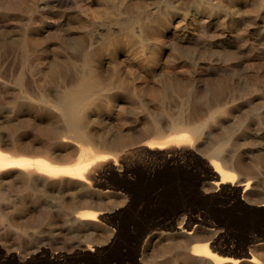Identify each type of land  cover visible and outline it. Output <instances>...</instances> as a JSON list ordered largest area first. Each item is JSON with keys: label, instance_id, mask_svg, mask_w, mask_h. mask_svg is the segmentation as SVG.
I'll return each instance as SVG.
<instances>
[{"label": "rangeland", "instance_id": "374dc122", "mask_svg": "<svg viewBox=\"0 0 264 264\" xmlns=\"http://www.w3.org/2000/svg\"><path fill=\"white\" fill-rule=\"evenodd\" d=\"M0 61L6 142L54 144L39 97L87 80L103 90L92 146L110 156L85 186L4 172L0 264H264V0H0ZM179 114L207 119L194 145H142L147 123ZM120 134L126 146L103 149ZM216 163L233 185L213 183Z\"/></svg>", "mask_w": 264, "mask_h": 264}, {"label": "bare ground", "instance_id": "6f19581e", "mask_svg": "<svg viewBox=\"0 0 264 264\" xmlns=\"http://www.w3.org/2000/svg\"><path fill=\"white\" fill-rule=\"evenodd\" d=\"M149 27H151V25H149ZM94 53L97 54V52ZM100 80L101 79H99V81ZM99 83H101V81ZM106 86L109 85L106 84ZM102 91L99 87H97V85H95L94 81L82 80L80 81V84L74 89L65 90L57 95H53V94L51 95L49 93H45V95H41L39 99L41 100L47 99L48 101H50L51 108H53V110L56 111L55 113L56 124L52 127H50V125L48 126L49 129L51 128L50 133L52 135L51 137L54 139V144L49 142L47 143L45 140L36 139L34 137L33 138L28 137L29 138L28 142L25 143H21L20 139L18 140L12 139L6 142L5 136L0 135V153L3 154V162L0 163V178H2L3 174H5L4 172L8 173L12 171L16 173L14 175H19L29 180L38 179L43 182H47L55 179H60L61 181L64 182L69 183V181H73L79 184L80 186H85V184L90 181L88 179V174L92 166L108 161L110 158L109 154L99 151L92 146V144L97 139L96 136L92 133L91 127L92 124L95 123L96 121L93 117L94 112L98 111L100 108L98 101L101 100L103 96ZM30 93L32 94V92ZM158 94L159 93L156 91L152 92L153 98L157 99L158 97H160ZM163 94L161 95L162 97L161 99L164 101V99L166 98V94L164 95ZM35 96L37 95L35 94ZM114 96H115L114 98H118L121 96L124 97L125 99H129L131 97L128 91H125V93L122 95L117 96L115 94ZM4 97L6 96L4 95ZM36 98H38V96ZM219 103L220 102H216L217 107H219ZM209 114H210L209 115L210 118L213 117L215 113L212 112L211 110V113ZM194 115H192L191 117H193ZM199 120L200 117L198 116L195 118L193 117L192 119L190 118L186 119L182 116V114H179V116L174 120H172L168 125H164L165 124L164 121H163L164 123H161L159 120H153L152 122H149L146 125V130L149 132V134L147 135L146 140H144L145 142L142 141L143 142L142 145L148 147L149 149H155V150L158 149L159 151L166 148L169 149V147H171L172 149V147L176 148V147L192 146L200 138L204 130V127L207 123V119L202 123H197ZM129 140L130 139L127 137V135H123V134L113 136L111 139H108L106 136L105 137L99 136V141L103 145V149H110V150L111 149L117 150L119 148L126 146L129 143ZM219 148H221V145L218 146L217 150ZM53 149L65 150L67 152L66 156L62 158H52L50 156V153L52 152ZM77 151L80 154L77 160L74 162H67L70 161L71 159L70 156H72V154L76 153ZM30 152L37 154L34 156H27L26 153H30ZM74 156L75 155H73V157ZM224 167H222L218 163H216L214 166V172L216 173L215 175L217 179H215L213 183L216 186L228 182L231 183V185H233L234 183L235 174L232 171L234 169L229 170L227 169L228 167L227 168ZM249 183L250 181H247V185ZM98 195L102 196L101 193H98ZM108 196L111 197L110 194H108ZM84 204L85 205L89 204L87 198H85ZM105 208H106L105 206L101 205V206H97V208L95 209H86L84 210L83 213L84 216L81 217L87 220H94L96 219V216L99 215L101 211ZM188 232L192 233L190 231ZM194 247L200 256L216 257L218 260L222 262H228L232 260L231 258L228 257L217 256L215 253L211 251L208 243L200 242L196 244ZM254 259L252 258L250 259V261L254 263L255 262ZM238 260H235V262H238Z\"/></svg>", "mask_w": 264, "mask_h": 264}, {"label": "snow or ice", "instance_id": "6c2138e0", "mask_svg": "<svg viewBox=\"0 0 264 264\" xmlns=\"http://www.w3.org/2000/svg\"><path fill=\"white\" fill-rule=\"evenodd\" d=\"M2 162H3V154L0 153V163H2Z\"/></svg>", "mask_w": 264, "mask_h": 264}]
</instances>
